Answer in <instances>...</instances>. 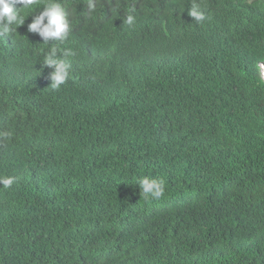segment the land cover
<instances>
[{"label": "trees", "instance_id": "16d2710c", "mask_svg": "<svg viewBox=\"0 0 264 264\" xmlns=\"http://www.w3.org/2000/svg\"><path fill=\"white\" fill-rule=\"evenodd\" d=\"M85 1L0 36V264H264V0Z\"/></svg>", "mask_w": 264, "mask_h": 264}, {"label": "clouds", "instance_id": "9594fccd", "mask_svg": "<svg viewBox=\"0 0 264 264\" xmlns=\"http://www.w3.org/2000/svg\"><path fill=\"white\" fill-rule=\"evenodd\" d=\"M89 12L96 11V0H86ZM84 2V3H85ZM41 0H0V36L7 43L10 33L16 31V27L23 25L26 17L34 12ZM41 10L34 15L31 22L27 25V31L38 33L44 44H49V40L63 41L67 38L71 26L68 21V14L65 8L59 3V0H43ZM119 8H116L118 15ZM27 12V15L22 13ZM188 15L197 23H202L206 16L200 8L197 0H191V7L188 8ZM135 16L131 13L126 15L123 23L132 25L135 23ZM142 21V20H141ZM141 24L147 31H151L148 20ZM12 25H15L13 29ZM57 49L52 48L44 54L43 64L54 68L50 73V87L53 90H59L60 86L65 84L69 78L70 62L57 58ZM73 53L67 50L63 55L70 56ZM259 70L264 75V64H260ZM14 176H0V185L4 189L10 188L15 183ZM139 191L142 192L145 200H159L165 195V181L163 179L142 178L138 182Z\"/></svg>", "mask_w": 264, "mask_h": 264}, {"label": "rangeland", "instance_id": "374dc122", "mask_svg": "<svg viewBox=\"0 0 264 264\" xmlns=\"http://www.w3.org/2000/svg\"><path fill=\"white\" fill-rule=\"evenodd\" d=\"M262 65V64H261ZM264 77V75H262Z\"/></svg>", "mask_w": 264, "mask_h": 264}]
</instances>
